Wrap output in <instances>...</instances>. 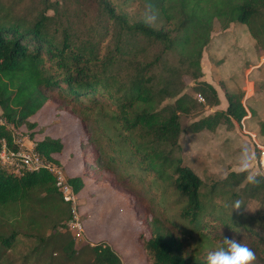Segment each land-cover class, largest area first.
<instances>
[{"label":"trees","instance_id":"trees-1","mask_svg":"<svg viewBox=\"0 0 264 264\" xmlns=\"http://www.w3.org/2000/svg\"><path fill=\"white\" fill-rule=\"evenodd\" d=\"M133 1L145 5V0H0V116L29 133L37 152L65 170L58 159L63 140L36 139L31 117L52 95L77 109L72 111L86 136L80 146L91 150V161L85 159L82 174L67 175V181L78 195L89 169L104 167L141 185L147 195L142 223L149 235L140 232L137 241L146 264H207L222 236L247 243L256 254L254 264H264V181L252 186L245 174L231 170L205 183L176 155L183 115L194 118L185 128L192 133L233 127L246 115L245 91L230 90L223 81L226 107L217 108L216 88L199 78L200 58L210 48L215 20L223 31L232 23L246 24L264 51V0H151L158 9L151 27L130 19L123 6ZM146 46L156 50L148 53ZM180 62L193 70L190 92L182 91ZM167 98L174 100L164 102ZM206 107L215 109L201 116ZM250 111L246 125L264 142V119ZM2 139L15 148L5 125ZM236 200L258 206L253 213L237 211ZM56 201L61 205L55 223L45 226L31 217L24 230L10 224L0 231V264H122L105 241L77 248L66 225L69 204L52 173L14 175L0 168V206ZM22 240L27 249L10 256Z\"/></svg>","mask_w":264,"mask_h":264},{"label":"rangeland","instance_id":"rangeland-1","mask_svg":"<svg viewBox=\"0 0 264 264\" xmlns=\"http://www.w3.org/2000/svg\"><path fill=\"white\" fill-rule=\"evenodd\" d=\"M111 1L115 4L122 2V0ZM123 8L129 13L130 19L135 20L140 19L144 4L133 1L124 5ZM157 25L159 26V23ZM228 28L230 32H224L219 22L214 21L211 36L218 40L212 39L211 42L214 44H210V48L202 51L200 58L202 75L199 78L205 80V76H207L213 81L218 80V83L215 84L221 100L217 108H224L223 104H226L223 90L219 84L221 80L231 83L232 86L228 87L230 89H234L232 87L237 86L241 80L244 81V84L246 80L251 82L254 95L250 99V104L248 100L247 106H252L259 117L264 118V85L259 87L264 82L262 44L257 46L246 24L232 23ZM146 47L148 53L156 50L154 46ZM145 59L150 60V58ZM175 60L177 63V59ZM179 66L181 68L179 81L185 86L182 91L190 92V83L192 82L190 73L193 70L186 69L185 62H180ZM245 69L250 70L246 73ZM192 95L199 96L194 93ZM254 97L256 100L253 99ZM173 100L174 98H167L164 102ZM214 109L215 107H206L201 116ZM72 110L77 111L72 105L63 103L52 95V99L48 100L31 117V120L37 122L36 130H39L35 136L36 139L51 136L63 140L64 152L58 156V159L66 165L65 170L63 169L66 177L67 175L82 174L84 160L91 161V150L89 148L83 150L80 146L81 141H86V136L77 115ZM193 120L194 118L185 115L180 119L183 131L180 135V147L176 151V155H179L186 164L190 165L205 183L223 178L231 170L239 171L235 167V159L242 145H249L256 153L249 137L236 124L233 127L219 125L214 131L187 132L185 128ZM253 124L255 125V121ZM25 133L30 137L29 133ZM256 167L260 171L258 164ZM34 195L41 194L35 193ZM146 197V192L137 182L128 183L104 167L99 168L98 172L95 169H89L88 177L85 178V187L77 195L76 218L68 219L66 222L77 248L105 241L117 252L122 264H146V254L137 241L140 232L145 236L149 235L142 223L144 205L147 202ZM59 204L56 201V204L43 207L34 204L14 207L0 206V231H5L10 224H15L18 230H24L31 217L36 218L43 225L49 226L59 220L61 205ZM257 206V201H251L247 205L246 211L253 213ZM69 208L74 216L71 204H69ZM155 217L156 214H154ZM27 246V241H20L15 252L9 251L10 256L24 252ZM88 261H91L90 257H88Z\"/></svg>","mask_w":264,"mask_h":264},{"label":"built area","instance_id":"built-area-1","mask_svg":"<svg viewBox=\"0 0 264 264\" xmlns=\"http://www.w3.org/2000/svg\"><path fill=\"white\" fill-rule=\"evenodd\" d=\"M198 100L204 102L201 96H198ZM246 119L247 116L245 115L238 125L243 133L249 137L252 146L256 150L259 170L264 173V142L259 141L256 133L247 127ZM0 125H5L10 129L12 142L15 146V148H10L5 139L1 140L0 168L14 175H22L26 171L32 172L40 169L49 171L55 177V185L60 192L61 199L72 205L71 210L74 216L71 213L70 219L76 218L75 204L77 203V194L68 183L63 168L40 155L35 149V142L28 134L20 129L17 130L13 124L8 123L2 116H0ZM74 224L76 225V222Z\"/></svg>","mask_w":264,"mask_h":264},{"label":"clouds","instance_id":"clouds-1","mask_svg":"<svg viewBox=\"0 0 264 264\" xmlns=\"http://www.w3.org/2000/svg\"><path fill=\"white\" fill-rule=\"evenodd\" d=\"M158 19V9L145 0L144 9L140 14V22L145 26H154ZM257 156L255 151L247 144L240 147V151L235 159V167L240 173L245 174V182L252 186H259L264 181V173L257 170ZM234 210L246 208L243 201L236 200L232 204ZM264 235V233H261ZM207 264H254L256 254L245 242L238 241L236 238L222 236L213 250L207 254Z\"/></svg>","mask_w":264,"mask_h":264},{"label":"crops","instance_id":"crops-1","mask_svg":"<svg viewBox=\"0 0 264 264\" xmlns=\"http://www.w3.org/2000/svg\"><path fill=\"white\" fill-rule=\"evenodd\" d=\"M224 32H227V33H229L230 32V29L228 28V29H226V30H224ZM226 33V34H227ZM212 39H214V41H216V40H218V38H212ZM212 39H211V41H212ZM210 44H214V42H210ZM251 69V68H250ZM250 69H245V71H246V73L250 70ZM205 80L206 81H208L209 83H211L215 88L217 87V85L215 84V83H218V80L217 81H213L212 79H208L207 78V76H205ZM221 80V79H220ZM221 81H223V80H221ZM224 83H225V85H226V87L228 88V87H230V86H232V84L231 83H229V82H225V81H223ZM244 85H245V88H244ZM249 85H250V88H249ZM253 84L251 83V82H249V81H245V84H244V81L243 80H241L238 84H237V86H233L232 88H234V89H230V88H228V89H230V90H242V89H245L244 91H245V94H244V99H246V98H248V100H249V104H250V99L253 97V95H254V90H253ZM216 90H217V92H218V89L216 88ZM257 91H258V89H257ZM218 96H219V92H218ZM219 98H220V96H219ZM254 100H256V98L254 97L253 98ZM220 100H221V98H220ZM244 102V101H243ZM244 104H245V102H244ZM245 106V109H246V116H247V119L246 120H248L249 119V117L251 116V108H253L252 106H250V107H248L246 104L244 105ZM223 107L225 108L226 107V104H223ZM248 113V114H247ZM261 119H264L263 117L261 118ZM237 126H239L238 124H236Z\"/></svg>","mask_w":264,"mask_h":264}]
</instances>
